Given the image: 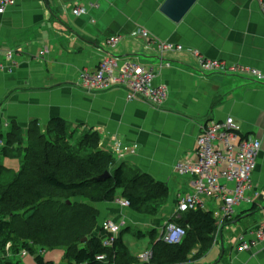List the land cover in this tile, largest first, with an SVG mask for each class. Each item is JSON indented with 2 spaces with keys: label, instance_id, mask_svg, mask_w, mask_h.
<instances>
[{
  "label": "crops",
  "instance_id": "obj_1",
  "mask_svg": "<svg viewBox=\"0 0 264 264\" xmlns=\"http://www.w3.org/2000/svg\"><path fill=\"white\" fill-rule=\"evenodd\" d=\"M93 1L98 7L82 17H75L73 10L87 0H19L0 15V140L5 143L15 128L27 136L32 122L43 130L52 120L62 119L102 135V148L115 139L136 144L137 154L126 165L167 184V204L157 216L122 209L117 203L96 204L100 217L93 236L102 237L105 220L126 223L120 242L140 260L153 250L161 229L177 221L178 197L191 190L190 179L181 177L176 166L189 157L196 159L197 138L205 125L232 118L244 134L262 142L253 174L258 197L237 208L233 222L222 226L208 251L196 245L188 264H264V248L241 252L237 245L238 237L256 229L264 218V82L202 74L190 54L161 57L153 43L193 48L207 60L264 74V16L257 2L198 0L177 24L161 13L166 0ZM137 29L149 32L153 42L133 38ZM112 37L121 39L112 55L154 69L155 84L167 86L162 107L130 102L121 90L89 94L77 86L80 73L95 70L110 53L106 41ZM8 51L14 52L12 65L5 57ZM7 162L2 160L4 166ZM255 206L257 211L250 213ZM127 236L135 241H126Z\"/></svg>",
  "mask_w": 264,
  "mask_h": 264
},
{
  "label": "trees",
  "instance_id": "obj_2",
  "mask_svg": "<svg viewBox=\"0 0 264 264\" xmlns=\"http://www.w3.org/2000/svg\"><path fill=\"white\" fill-rule=\"evenodd\" d=\"M71 125L62 119L52 120L42 134L38 123L32 122L26 136V148L13 150L25 137L15 128L0 148V247L13 242L36 256V248L65 250L63 264H136L118 238L115 245L104 248L93 236L100 213L99 203L126 200L136 213L157 216L167 204V184L150 175L132 171L128 165L116 163L111 153L99 148L98 133L88 132L80 143L66 139ZM72 139V137H71ZM20 163L17 173L7 169L1 159ZM106 172L110 177L97 181ZM81 199V200H79ZM257 211L253 207L250 213ZM237 219H241L238 217ZM233 221H226V226ZM187 230L183 244L166 245L158 240L153 245L152 263L188 264V255L196 245L208 251L214 244L218 221L210 212H188L176 221ZM32 243L33 246L30 244ZM104 257L103 260H100ZM37 264H54L41 255ZM0 264H20L1 261Z\"/></svg>",
  "mask_w": 264,
  "mask_h": 264
},
{
  "label": "built area",
  "instance_id": "obj_3",
  "mask_svg": "<svg viewBox=\"0 0 264 264\" xmlns=\"http://www.w3.org/2000/svg\"><path fill=\"white\" fill-rule=\"evenodd\" d=\"M19 0H0V15L8 8L13 7ZM264 16V0H255ZM97 2L87 0L85 6L75 5L73 15L82 17L89 10L97 8ZM135 39H144L152 43L149 32L137 29L133 32ZM121 39L112 37L106 41V53L95 70H83L78 78L77 86L89 94L103 93L111 90H121L130 102H143L155 108L165 104L169 89L165 85L155 84L157 74L154 69L146 68L135 61H121L111 54ZM158 45L161 57L170 53H188L199 63L202 74L239 75L249 80L264 82V74L252 67L229 64L224 61L207 60L198 50L185 48L168 42L154 41ZM6 60L14 64V52L8 51ZM3 69V67L1 66ZM210 76V75H209ZM4 143L0 140V148ZM111 152L119 164L126 163L130 157L137 154L136 144L115 139L111 143ZM262 150V142L243 133L232 118L224 123L213 122L205 125L199 133L196 142L195 158L189 157L186 161L178 163L176 171L181 177L190 179L191 190L182 194L177 200L179 220L188 212H210L218 221V229L214 236L217 241L222 226L226 221L234 219L237 208L243 203H254L258 194L254 189L253 174L257 168V159ZM122 209L130 208L126 200L116 202ZM214 204V209L209 204ZM124 222L105 220L100 226L99 238L104 248L110 249L125 228ZM187 230L176 222H168L159 234V240L166 245L178 246L183 244ZM31 246L32 243L30 244ZM238 248L241 252H251L259 247L264 248V218L254 230H248L238 237ZM13 250L14 253H13ZM43 251L36 248L35 252ZM14 254L20 258L30 253L28 249L15 246L8 242L0 247V260L9 261ZM153 250L146 252L140 260L143 264H151ZM101 257L100 260H103Z\"/></svg>",
  "mask_w": 264,
  "mask_h": 264
},
{
  "label": "rangeland",
  "instance_id": "obj_4",
  "mask_svg": "<svg viewBox=\"0 0 264 264\" xmlns=\"http://www.w3.org/2000/svg\"><path fill=\"white\" fill-rule=\"evenodd\" d=\"M41 131H42V134H46L48 138H50L52 140H54V139L56 140L57 135L53 134V135L49 136L47 134L46 128L41 130ZM88 132H93V130L90 128H86V127L71 126V128L68 129L67 133L64 134V137H66V139L70 138L72 143H80V141H82L84 138H86V136H87L86 134ZM99 136L101 138V143H100L99 148L101 150L107 152V153H111V155L114 157L116 163L119 164L117 162V159L115 158V156L111 152V146H109V147L106 146V147L102 148V146H103L102 138L103 137L100 134H99ZM71 137H72V139H71ZM20 140L21 139L19 138L18 141L20 142ZM19 142L16 145H14V147H13V150L17 155L20 154V152H22L26 148V145L24 146V143L26 142V136H25V139L23 141V145L20 144ZM2 160H3V158L1 159V162H2ZM7 161L8 162L5 165L6 168L13 170L15 173H17L20 169L19 161H16L15 159H7ZM79 200H81V199H79ZM243 204L251 205V203H246V202ZM131 239H132V237H129V236L125 237V240L128 242H134L135 241L134 239H132V241H130ZM14 251L15 250H13V253H14ZM39 255H41L46 261H51L54 264H63L64 259H65V250L62 248L46 249V250H44V252L38 251L36 256L29 254V255L24 256V257L20 256V258L14 254V256L12 258H10L9 261L14 262V263L20 262V264H37L35 262V258ZM198 256H199V253H197V257ZM189 261H191V260L188 259L187 262L189 263Z\"/></svg>",
  "mask_w": 264,
  "mask_h": 264
},
{
  "label": "water",
  "instance_id": "obj_5",
  "mask_svg": "<svg viewBox=\"0 0 264 264\" xmlns=\"http://www.w3.org/2000/svg\"><path fill=\"white\" fill-rule=\"evenodd\" d=\"M198 0H166L161 7V13L168 17L174 23H180L184 17L190 12ZM110 177V173L106 172L97 179L103 182Z\"/></svg>",
  "mask_w": 264,
  "mask_h": 264
}]
</instances>
